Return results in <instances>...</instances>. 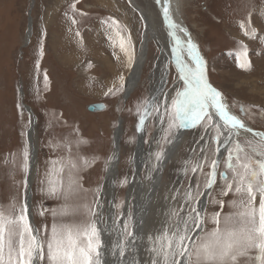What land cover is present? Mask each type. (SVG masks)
<instances>
[{
    "label": "rangeland",
    "instance_id": "rangeland-1",
    "mask_svg": "<svg viewBox=\"0 0 264 264\" xmlns=\"http://www.w3.org/2000/svg\"><path fill=\"white\" fill-rule=\"evenodd\" d=\"M131 1L0 0V208L7 209L13 203L19 207L26 201L25 181L29 161L25 171L22 168L23 151L27 147L30 158L27 134L34 122L37 163L29 208L32 226L42 235L45 231L50 232L53 223L81 222L84 219L82 206L92 205L99 197L106 164L113 154V133L119 119H122V129L115 204L120 205L116 207L117 216L122 212L125 193L134 172L139 119L137 109H142L144 102L150 98L160 53L155 42L148 44L139 83L124 101L122 96L132 67H127L118 43L116 47L112 46L108 38L113 34L112 30L102 21L112 18L126 26L127 32L123 35H131L136 59L144 26L132 4L142 9L148 5L154 13L155 9L153 0ZM179 2L180 19L205 61L208 82L222 94L229 108L246 125L264 131V42L261 39L264 38V0ZM73 4L74 10L71 7ZM29 17L32 19L30 37L27 36ZM72 20L76 23L73 24ZM248 20L256 29L254 39L244 35V31L250 29L242 30L239 26V22ZM243 48H247L250 62L247 69L238 67L236 62V54ZM121 75L124 76V90L115 95H105L114 85L119 87ZM178 80L176 71L171 69L164 85L165 91L171 89L169 103L175 92L183 89L182 83L176 86ZM95 104H101L103 109L89 112L88 106ZM241 106L245 113L240 112ZM159 122L155 114L147 120L143 140L145 150L150 147ZM166 127L165 118L161 134L153 142L156 152L160 150L163 128ZM180 131H174L169 137L172 145L179 148L177 156L164 170L163 189L159 194L162 198L164 189H168L170 208L167 226L175 223L171 213L179 210L186 189H195L199 182L200 192L204 193L205 177L210 170L208 165L216 148L211 141L214 128L205 133L203 125H197ZM178 132L181 133L179 142L175 139ZM245 137L240 136L241 144L245 143ZM79 140L84 143L78 144ZM169 145L163 144L164 151ZM202 149L208 159L203 170L198 169L193 174L192 164L204 159ZM226 156L227 151L220 161L218 173L225 170ZM70 158L77 164L72 174L81 178L80 189L69 192L67 196L64 191L56 196L49 195V170L65 166L60 179L66 188L69 175L67 161ZM81 158L88 160L87 166L83 165ZM186 162H191L187 163V172ZM146 169H142L143 177ZM228 175L231 179V172ZM125 178L127 183L121 186L120 181ZM223 184L217 176L216 184L207 191L203 230L216 227L212 220L216 212L221 213V228L225 227L226 216H232L230 226H239V218L234 215L239 209L229 205L233 200L238 202L240 197L231 192L221 196ZM213 199L224 200V207L213 203ZM193 204L196 206L197 201ZM62 210L66 211V215H59ZM53 211L57 212L55 218ZM127 221L131 230V215Z\"/></svg>",
    "mask_w": 264,
    "mask_h": 264
},
{
    "label": "snow or ice",
    "instance_id": "snow-or-ice-1",
    "mask_svg": "<svg viewBox=\"0 0 264 264\" xmlns=\"http://www.w3.org/2000/svg\"><path fill=\"white\" fill-rule=\"evenodd\" d=\"M156 3L161 4V0H156ZM71 7L74 10L75 4ZM161 11L163 22L169 29L168 35L174 37L175 46L172 54L178 79L183 82V89L175 92L170 103L169 94L162 91L163 100L150 97L144 102L142 109L138 107L137 132L143 131L147 119L153 114L160 119L162 125L165 118L167 119L160 150L154 154L156 163L152 167L155 169L165 156L163 144L173 142L169 137L174 131L203 125L207 133L214 128L215 134L211 137V141L216 144V148L213 153L214 158L208 165L210 170L206 174L203 188L205 191L211 190L219 176L224 182L220 195L227 196L231 192L240 197L238 202L233 200L229 205L239 209L234 213L239 218V226H230L232 216H226L225 227L221 228L219 226L221 213L216 212L212 216L216 227L203 230L204 217L193 204V201L198 202L200 195L203 194L200 192L198 182L195 189L189 187L185 190L179 210L171 213L175 223L165 227L154 237L149 236L152 244L149 249L152 253L150 264H264V131L248 127L243 120L230 113L222 94L208 82L205 61L191 39L187 40L185 51L184 42L175 36L173 30L186 32V29L173 21L170 0H163ZM72 23L75 24L76 21L72 20ZM102 23L112 30L113 34L108 38L113 47L118 43L120 51L126 58L127 67L131 68L135 52L131 35H123L127 32L126 26L120 25L112 18ZM239 26L242 30L250 29L244 31L245 36L256 38V29L251 27L250 20L239 22ZM261 39L264 42V38ZM113 54L115 55V52ZM247 55V48L236 54L238 67L242 69L250 67ZM124 87V76L121 75L119 87L114 85L105 95H115L123 91ZM245 111L241 106L240 112L245 113ZM214 117L219 119L216 120ZM249 133L252 138L246 136L245 143L241 144L240 136ZM201 139L203 140L204 137L202 136ZM77 143L82 144L84 141L79 140ZM221 144L227 145V156L224 161L225 170L218 173L220 162L215 158V154L219 153ZM201 152L204 159L192 164L193 174L198 169L202 171L208 159L203 149ZM81 159L83 165L87 166L88 160ZM28 161L29 150L25 147L22 164L25 171L28 169ZM187 163L191 162H186L185 172L188 171ZM64 167L62 165L60 168L49 170L47 181L49 195L56 196L64 191L67 196L69 192L80 189L81 178L72 174L73 170L77 169L76 162L71 158L67 161L69 175L66 188L63 180L60 179ZM120 183L123 186L127 183V179L121 180ZM173 199L175 200L176 197L174 196ZM212 202L219 203L221 208L225 205L222 199H213ZM82 207L84 219L81 222L53 223L50 232L45 231L43 235L32 226L30 209L26 201L19 207L13 203L7 209L0 208V264H102L104 243L101 233L107 229L99 227L102 222L97 211L100 207L99 197L97 196L92 205L84 204ZM116 207L119 208L120 205ZM185 210H187L186 214H184ZM52 214L54 218L57 216L56 211ZM59 215H66V211L62 210ZM115 223L116 227L120 228V239L113 245V251L114 253L118 251L119 256L124 257L128 245L135 241V233L130 230L128 221H124L122 228L119 219ZM197 229H201V232L193 237L192 234Z\"/></svg>",
    "mask_w": 264,
    "mask_h": 264
},
{
    "label": "bare ground",
    "instance_id": "bare-ground-1",
    "mask_svg": "<svg viewBox=\"0 0 264 264\" xmlns=\"http://www.w3.org/2000/svg\"><path fill=\"white\" fill-rule=\"evenodd\" d=\"M128 1L132 3L131 0ZM153 2L155 13L149 9L148 5L145 9H142L139 6H136L134 3L132 4L143 22L144 30L142 35V44L139 48L135 62L126 80V88L122 96L124 101L129 97V95L133 92V90L139 83L141 70L144 65L143 63L145 62L144 58L147 56L146 53L148 47L150 46H148L150 42H155L160 51L156 63V70L153 74L154 82L151 85L150 97L156 98L158 100H163L164 97L161 95L162 91L168 93L170 96L171 89L165 91L164 85L166 83V80L168 81L171 69H174L178 76V72L175 67V59L172 54V49L175 46L174 37L168 35L169 29L163 22V16L161 11L163 0H161V4H157L156 0H153ZM179 3V0H170L172 19L176 24L186 29L184 23L180 19ZM31 23L32 19L29 17L27 26L28 37H30L31 35ZM173 31L175 33V36L179 37L184 42L186 51V43L187 40L190 38L187 31L180 32L179 29ZM181 83L183 84L182 81L178 80L176 86L178 84L181 85ZM223 101L226 103L224 97ZM228 109L231 114H234L233 111L229 108V106ZM214 119L218 120L219 117H214ZM147 120H149V118ZM34 126V122H32V126L27 134L28 144L30 148V158L27 178L26 202L27 204L29 203V206L31 204V188L35 177L37 163V150L36 145L34 143ZM121 127L122 119H119L113 133V154L111 156L112 159L108 160L107 167L105 170L103 186L99 194L100 207L97 209V211L98 216L102 218V222L99 224V227L101 229H107L106 231H102L101 233V238L104 243L101 260L102 264H150V257L152 253H150L149 249L152 247V244L149 240V236L151 235L154 237L156 234L161 233L163 229L167 226V216L170 208V203L168 200V189L166 191L164 189L162 193V198H160L159 195L163 189L162 179L164 178V176L162 177V175L167 165H169V163L177 156L179 147H176L171 143L167 150L164 151V159L159 163L157 168L153 169L152 165L156 163L154 156L156 152V146L153 144V142L161 134L162 123L161 121L159 122L156 132L153 135V141L150 147L146 150L144 149L143 145L145 128L144 126L143 131L139 133L140 136H138L136 142V153L133 161L134 172L132 177L130 178L129 185L125 193L124 206L122 208L121 214L117 216V209L115 204L117 199H115V191L120 161L119 142L120 133L122 129ZM183 130H186V128L181 129L180 132H182ZM180 135L181 133L179 134L178 132L177 136L175 137L177 142H179L178 140H180ZM242 135L252 138L250 133ZM219 148L220 150L219 153H217V157L220 162L227 151V145L221 144ZM144 167H146L147 169L143 177L142 169ZM208 195L209 193L206 192L203 194L202 197L205 203L204 209H199L200 206L198 203H200L201 199L196 205L203 217L206 207V199ZM159 200H162V202L158 203ZM157 209H159V211ZM129 215H131L132 217L131 230L135 233L136 238L133 243H130L128 245L124 257H120L118 251H116L115 253L113 251V245L118 241V239H120V228L116 227L115 222L117 221V219H119L120 226L122 228L124 221L128 220ZM203 226L204 224L202 225V228ZM200 232L201 229L199 230L198 234ZM193 237L195 236L193 235Z\"/></svg>",
    "mask_w": 264,
    "mask_h": 264
},
{
    "label": "water",
    "instance_id": "water-1",
    "mask_svg": "<svg viewBox=\"0 0 264 264\" xmlns=\"http://www.w3.org/2000/svg\"><path fill=\"white\" fill-rule=\"evenodd\" d=\"M190 39V38H189ZM192 41V40H191ZM208 80V79H207ZM103 109V106L101 105V104H95V105H90V106H88V108H87V110L89 111V112H97V111H101ZM140 132H138V136H140V134H139ZM218 158V157H217ZM207 191H205L204 190V193H206ZM203 193V194H204ZM202 197H203V195H202ZM198 203V202H197ZM199 204V206H200V210H202V209H204V200H203V198H201V201H200V203H198ZM28 205H29V203H28ZM30 209V208H29ZM198 209V210H199ZM30 220H31V215H30ZM31 222H32V220H31ZM199 230L200 229H197L196 230V232H194V236H196L197 234H198V232H199Z\"/></svg>",
    "mask_w": 264,
    "mask_h": 264
}]
</instances>
